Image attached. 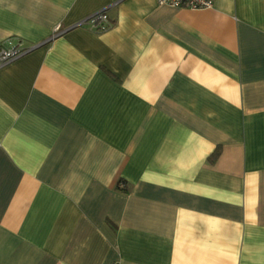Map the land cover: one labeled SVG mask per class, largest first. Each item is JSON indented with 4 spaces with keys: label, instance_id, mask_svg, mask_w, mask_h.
<instances>
[{
    "label": "crops",
    "instance_id": "crops-1",
    "mask_svg": "<svg viewBox=\"0 0 264 264\" xmlns=\"http://www.w3.org/2000/svg\"><path fill=\"white\" fill-rule=\"evenodd\" d=\"M211 1L0 0V264H264V0Z\"/></svg>",
    "mask_w": 264,
    "mask_h": 264
},
{
    "label": "built area",
    "instance_id": "built-area-1",
    "mask_svg": "<svg viewBox=\"0 0 264 264\" xmlns=\"http://www.w3.org/2000/svg\"><path fill=\"white\" fill-rule=\"evenodd\" d=\"M158 2L162 4H169L176 7H184L190 9H203L210 8L212 6L211 0H158ZM110 25L111 19L107 13V7H103L102 9H99L98 11H95L87 17L82 18L66 27L56 25L53 28L49 40L63 33L69 28L87 26L92 31L103 32L106 31L110 27ZM32 48L33 46H24L18 39L14 40L11 37H8L0 42V64L8 63L9 61L25 54ZM111 264L121 263L115 260Z\"/></svg>",
    "mask_w": 264,
    "mask_h": 264
},
{
    "label": "trees",
    "instance_id": "trees-1",
    "mask_svg": "<svg viewBox=\"0 0 264 264\" xmlns=\"http://www.w3.org/2000/svg\"><path fill=\"white\" fill-rule=\"evenodd\" d=\"M218 153V151H216L215 153H214V155H216Z\"/></svg>",
    "mask_w": 264,
    "mask_h": 264
}]
</instances>
